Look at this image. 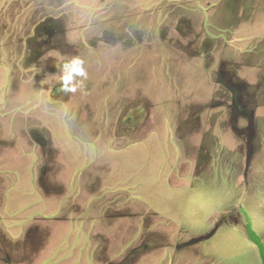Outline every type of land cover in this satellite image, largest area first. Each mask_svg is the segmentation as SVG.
<instances>
[{"label":"rangeland","instance_id":"374dc122","mask_svg":"<svg viewBox=\"0 0 264 264\" xmlns=\"http://www.w3.org/2000/svg\"><path fill=\"white\" fill-rule=\"evenodd\" d=\"M249 225L264 0H0V264H264Z\"/></svg>","mask_w":264,"mask_h":264},{"label":"clouds","instance_id":"9594fccd","mask_svg":"<svg viewBox=\"0 0 264 264\" xmlns=\"http://www.w3.org/2000/svg\"><path fill=\"white\" fill-rule=\"evenodd\" d=\"M82 61L74 58L70 63H66L63 67V75L61 76V91L75 92L77 85L74 83L75 76H84L85 70L82 67Z\"/></svg>","mask_w":264,"mask_h":264},{"label":"trees","instance_id":"16d2710c","mask_svg":"<svg viewBox=\"0 0 264 264\" xmlns=\"http://www.w3.org/2000/svg\"><path fill=\"white\" fill-rule=\"evenodd\" d=\"M247 231H248V235H249L251 241H252L253 243H255V244L258 246L259 251H260V254H261V258H262L263 263H264V243H263L262 239H261L260 236H259V235L253 230V228H252L251 225L248 226Z\"/></svg>","mask_w":264,"mask_h":264}]
</instances>
